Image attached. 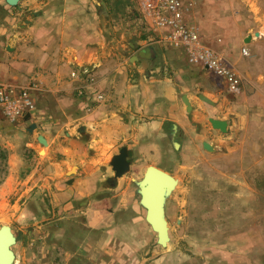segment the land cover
<instances>
[{"label": "crops", "instance_id": "1", "mask_svg": "<svg viewBox=\"0 0 264 264\" xmlns=\"http://www.w3.org/2000/svg\"><path fill=\"white\" fill-rule=\"evenodd\" d=\"M24 1L37 18L29 20L18 45L21 62L7 66L11 80L3 84L18 90L32 79L34 107L14 119L0 111L9 170L0 189L19 186L16 218L36 226L41 251L52 239L58 264H199L198 255L181 253L172 241L157 242L139 181L148 165L170 174L187 165L204 134L198 128L210 118L225 120L233 104L217 75L191 62L183 48L145 40L135 0H99L98 6L93 0ZM206 2L184 11L205 39L198 23L210 12ZM210 38L213 47L224 39ZM246 38L247 86L264 93V0H247ZM149 44L156 55L135 60ZM79 87L103 97L78 96ZM123 146L129 168L116 176L111 159ZM258 166L247 167V235L240 241L247 264H264V161ZM218 189L227 193L212 202L229 208L235 197L228 186ZM229 214L221 210L213 218L225 241L217 243L219 251L228 259L216 262L213 245L212 264H236L230 250L239 244Z\"/></svg>", "mask_w": 264, "mask_h": 264}, {"label": "rangeland", "instance_id": "2", "mask_svg": "<svg viewBox=\"0 0 264 264\" xmlns=\"http://www.w3.org/2000/svg\"><path fill=\"white\" fill-rule=\"evenodd\" d=\"M98 1L93 0V3L98 6ZM39 4L42 6L43 2ZM204 6L210 12L204 14L198 23L201 32L211 44H214V40L210 36L215 33L224 38L223 43L215 45L214 49L222 56L226 66L240 78V85L237 91H230L221 77H214L228 93V102L233 104L225 115V120L229 122L227 131L213 128L210 121H206V126L198 128L204 134L195 156L187 165H176L171 169L177 182L165 200L169 241L185 255H198L199 264H212V258L216 255L212 248L214 245L218 251L216 262H226L228 257L221 254L223 252L219 251L218 245L225 243L222 240L224 236L216 232L218 223L213 221L224 210L226 215L230 212L234 221L233 233L239 244L230 250H235L232 259L236 264H247L243 259L245 246L240 245L243 243H240L241 237L247 235V167L257 169L264 161V93L247 86V53L242 51L243 47L247 48V0H208ZM37 14L35 8L24 0H19L15 6L0 0V84L11 80L12 72L7 75L10 72L9 69L6 73L7 66L11 62H21L18 45L20 39H25L24 30L30 21L36 20ZM21 80L13 78L12 81ZM26 80L31 81L26 85H36L32 79ZM204 141L211 145V149L203 147ZM5 154L8 156V150L0 143V186L9 172ZM221 186H228L230 194L235 197L229 208L216 205L211 200L214 196L227 193L226 189H218ZM20 194L19 186L7 193L0 189V225H10L16 236V243L12 246L16 254L14 264H58V256L55 258L56 254L51 250L52 239L44 240L41 251L36 226L22 223L16 218L14 213L19 206L17 201ZM51 229L47 226L45 231Z\"/></svg>", "mask_w": 264, "mask_h": 264}, {"label": "built area", "instance_id": "3", "mask_svg": "<svg viewBox=\"0 0 264 264\" xmlns=\"http://www.w3.org/2000/svg\"><path fill=\"white\" fill-rule=\"evenodd\" d=\"M202 0H135L137 21L147 34L145 40L159 42L164 45L183 48L189 60L209 69L226 82L230 91H237L240 78L226 66L221 55L211 42L203 38L198 27L185 19L184 11L189 6ZM139 17V18H138ZM142 32V33H144ZM242 51L247 53V48ZM86 72V71H85ZM93 80L91 79L90 82ZM35 85L21 86L18 90L0 84V111L9 114L11 119L32 110L34 105L30 92ZM85 87L77 88V95L101 99L98 92L87 93Z\"/></svg>", "mask_w": 264, "mask_h": 264}, {"label": "water", "instance_id": "4", "mask_svg": "<svg viewBox=\"0 0 264 264\" xmlns=\"http://www.w3.org/2000/svg\"><path fill=\"white\" fill-rule=\"evenodd\" d=\"M8 4L15 6L19 0H6ZM247 41V38L246 40ZM156 55L153 45L149 44L139 50L133 58L137 60L139 57L152 58ZM201 98L209 101L207 97L201 95ZM183 101L187 106V110H191V105L187 95L183 96ZM29 117V114L26 115ZM209 121L214 128L221 131H227V121L224 119L210 118ZM36 124L32 123L30 129L35 128ZM38 140L46 144L43 135H39ZM177 144V142H176ZM203 147L211 149V145L203 142ZM111 165L115 171V175L123 174L129 168L127 160V148L121 147L118 154L111 159ZM176 179L167 171L155 166L148 165L142 179L139 181L141 192V202L146 207V219L151 227L157 232V242L163 246L169 241V226L165 217V200L170 191L176 184ZM16 243V236L8 224L0 225V264H14L16 254L12 246Z\"/></svg>", "mask_w": 264, "mask_h": 264}, {"label": "trees", "instance_id": "5", "mask_svg": "<svg viewBox=\"0 0 264 264\" xmlns=\"http://www.w3.org/2000/svg\"><path fill=\"white\" fill-rule=\"evenodd\" d=\"M5 157H7L6 154H5Z\"/></svg>", "mask_w": 264, "mask_h": 264}]
</instances>
